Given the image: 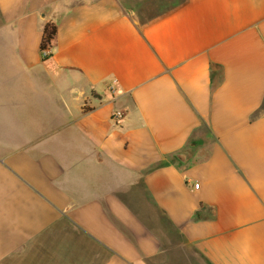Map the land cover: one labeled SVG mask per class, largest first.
<instances>
[{
    "label": "crops",
    "instance_id": "1",
    "mask_svg": "<svg viewBox=\"0 0 264 264\" xmlns=\"http://www.w3.org/2000/svg\"><path fill=\"white\" fill-rule=\"evenodd\" d=\"M0 264H264V0H0Z\"/></svg>",
    "mask_w": 264,
    "mask_h": 264
},
{
    "label": "trees",
    "instance_id": "2",
    "mask_svg": "<svg viewBox=\"0 0 264 264\" xmlns=\"http://www.w3.org/2000/svg\"><path fill=\"white\" fill-rule=\"evenodd\" d=\"M56 33L57 27L55 24H47L44 27L41 50L45 49L47 46L52 47V41L54 40Z\"/></svg>",
    "mask_w": 264,
    "mask_h": 264
},
{
    "label": "built area",
    "instance_id": "3",
    "mask_svg": "<svg viewBox=\"0 0 264 264\" xmlns=\"http://www.w3.org/2000/svg\"><path fill=\"white\" fill-rule=\"evenodd\" d=\"M41 55H42V58L43 59L50 57L51 56V47L47 46L45 49L41 50ZM117 116H118V118H120V117H122V114L118 112L117 113ZM194 188L195 189H198L199 188V185L196 184L194 186Z\"/></svg>",
    "mask_w": 264,
    "mask_h": 264
}]
</instances>
